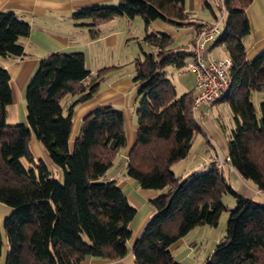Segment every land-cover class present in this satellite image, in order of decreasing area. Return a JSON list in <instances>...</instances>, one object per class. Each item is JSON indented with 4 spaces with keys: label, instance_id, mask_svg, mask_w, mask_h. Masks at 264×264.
Returning <instances> with one entry per match:
<instances>
[{
    "label": "trees",
    "instance_id": "1",
    "mask_svg": "<svg viewBox=\"0 0 264 264\" xmlns=\"http://www.w3.org/2000/svg\"><path fill=\"white\" fill-rule=\"evenodd\" d=\"M185 1L97 3L76 10L73 17L95 38L99 25L115 17L141 15L147 26L155 20L184 23L193 16ZM251 2L221 0L224 24L213 45L222 46L233 65L229 88L211 106L225 102L233 116L228 156L222 158L264 194V100L253 101L255 91H264V47L247 58ZM219 18L216 14L214 20L198 23L197 31ZM30 32L31 24L15 11L1 10L0 56H24L21 38ZM142 42L153 51L134 63L140 100L127 175L141 187L162 193L151 199L155 213L134 243L136 263L182 264L171 246L196 226H217L228 208L226 234L205 264H264V202L234 189L224 173L225 164L218 160L183 181L173 169L188 155L197 134L206 133L193 108L196 84L177 95L166 73L168 65L188 68L193 51L176 46L164 30L148 31ZM105 71L93 73L81 51L50 53L28 82L26 121L11 124L7 119L13 101L11 73L0 67V201L13 207L4 220L9 245L5 264H82L89 256L116 260L127 254L137 208L116 180L105 178L127 145L123 111L110 104L97 107L84 117L70 145L75 107L96 94ZM69 94L76 97L65 108L63 98ZM33 136L62 176L56 177L44 159L35 157L30 146ZM227 193L235 197L232 208L223 201ZM3 247L0 228V261Z\"/></svg>",
    "mask_w": 264,
    "mask_h": 264
},
{
    "label": "crops",
    "instance_id": "2",
    "mask_svg": "<svg viewBox=\"0 0 264 264\" xmlns=\"http://www.w3.org/2000/svg\"><path fill=\"white\" fill-rule=\"evenodd\" d=\"M115 2L116 0H0V11L13 10L20 18L31 24L30 34L21 38L25 55L17 58L0 56V67L7 68L11 73L13 101L8 106L7 115L8 122L11 124L26 121L25 99L28 82L40 61L50 53L81 51L85 54L87 67L93 73L106 68L105 79L101 82L96 94L75 107L70 145L78 135L84 117L97 107L110 104L121 109L124 114L127 145L121 151L123 154L120 155L124 156L127 164L128 154L136 141L138 132L137 108L140 98L133 77L135 60L141 58L143 37L148 31L164 30L173 36L176 46L187 47L188 50L193 51L197 24L214 20L217 13L212 6V0H186L185 8L193 16L184 23L155 20L147 26L137 18L115 17L99 25L100 34L95 38L91 36L87 25L79 24L81 21L73 17V13L82 7ZM206 8L210 9V13L207 12L204 17L196 15L197 11L206 12ZM247 11L251 31L245 38V43L247 58L252 59L264 47V0H252ZM209 44L206 59L228 56L222 46H214L213 42ZM75 97L69 94L63 98L65 108ZM218 104L220 102H216L210 109ZM197 112L205 114L203 109L197 110L196 114ZM30 146L35 157L44 159L51 166L45 159L46 151L34 136ZM216 154L220 156L219 152ZM214 161L216 159L207 162ZM116 168L113 164L105 178L116 180L128 200L137 208V214L131 222L133 235L128 243V252L123 258L116 260L89 256L83 260L82 264H137L133 253L134 243L155 213L156 209L151 199L162 193V190L143 188L137 180L127 175L125 168L118 171ZM225 169L234 171L240 177L229 164L224 165V173ZM247 186L251 192L254 193L253 190H255L264 196L256 186L255 188ZM206 227V225L196 226L171 246L174 257L182 264H205L206 259L213 252L215 245L206 253L204 252V255L198 256L202 248L198 246L194 238H200L202 235L195 233V237H190L191 233L198 231L197 229L205 231Z\"/></svg>",
    "mask_w": 264,
    "mask_h": 264
},
{
    "label": "rangeland",
    "instance_id": "3",
    "mask_svg": "<svg viewBox=\"0 0 264 264\" xmlns=\"http://www.w3.org/2000/svg\"><path fill=\"white\" fill-rule=\"evenodd\" d=\"M119 2L120 0H116L115 3L111 4H117ZM219 2L220 0H212V6L217 15L221 17L222 12L219 7ZM206 10V12L197 11L196 15L204 17L207 12L210 13L209 8H206ZM135 18L141 20L142 23L145 24V21L141 15H137ZM223 24L224 23H222V27ZM209 46V42L206 43V53H209ZM143 48V51H140L141 58L144 57L145 52L150 53L151 51H153V48L146 43L143 44ZM166 73L175 84L177 95H181L194 87V72L189 70L188 68L179 69L176 66L168 65L166 67ZM262 100H264V91H255V93L253 94V101L256 104H259ZM232 118L233 116L231 109L228 105H226L225 102H221L220 104L215 105L209 111H205V114L197 112L196 119L203 126L206 133H198L192 147L189 150L188 155L185 158L177 161L173 165V169L176 174L181 177V181L186 179L194 171H205L209 169L211 163H208L207 161L226 157V155L228 154L229 134L231 133L233 127ZM19 122L20 121L16 123ZM216 152H219L220 156H218ZM44 153L45 159L51 164L50 167L54 170L55 176H62L61 169L53 164L47 152ZM120 154H123V152H121ZM120 154L115 159L114 166L117 167V171L123 168L127 170L126 160L124 159V156ZM225 175L234 189L241 191L242 193L256 200L264 202V196L258 194L255 190H253L255 193L254 194L247 186L250 185L255 188V185L251 180L243 178L240 179V177L234 171H229V169H225ZM223 201L229 208H232L236 205L235 197L231 193L225 194L223 197ZM12 211V206L0 201V228L4 238L3 254L0 264H5V258L9 248L8 237L6 235L4 227V220L6 216L12 213ZM228 215L229 210L228 208H225L221 213L217 226L206 225L207 229L205 231H203V229H197V232L194 231V233H191L190 237H195L196 234L202 235L200 238H194L195 240H197L198 246L202 248L200 249V252H198V256L204 255V252L206 253V251L212 248L214 245L216 246L217 243L225 236Z\"/></svg>",
    "mask_w": 264,
    "mask_h": 264
},
{
    "label": "built area",
    "instance_id": "4",
    "mask_svg": "<svg viewBox=\"0 0 264 264\" xmlns=\"http://www.w3.org/2000/svg\"><path fill=\"white\" fill-rule=\"evenodd\" d=\"M221 17L213 22L204 23L196 32L193 47V59L188 68L194 72L196 92L193 108L196 112L201 106L210 107L230 85V72L233 61L230 56L219 59H206V43L213 42L221 32V20L225 16L221 3ZM219 162L228 164V159L219 158Z\"/></svg>",
    "mask_w": 264,
    "mask_h": 264
}]
</instances>
